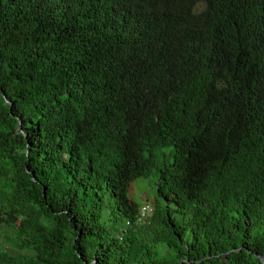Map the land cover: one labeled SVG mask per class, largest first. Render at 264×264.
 <instances>
[{
    "label": "trees",
    "instance_id": "16d2710c",
    "mask_svg": "<svg viewBox=\"0 0 264 264\" xmlns=\"http://www.w3.org/2000/svg\"><path fill=\"white\" fill-rule=\"evenodd\" d=\"M261 256L264 0H0V264Z\"/></svg>",
    "mask_w": 264,
    "mask_h": 264
},
{
    "label": "rangeland",
    "instance_id": "374dc122",
    "mask_svg": "<svg viewBox=\"0 0 264 264\" xmlns=\"http://www.w3.org/2000/svg\"><path fill=\"white\" fill-rule=\"evenodd\" d=\"M170 147L163 150L160 160H170ZM159 161V160H158ZM157 179V171L154 170L148 177H143L134 180L129 187V196L135 202L142 204L145 201L151 203L156 195L155 192V181Z\"/></svg>",
    "mask_w": 264,
    "mask_h": 264
},
{
    "label": "built area",
    "instance_id": "2783aa9c",
    "mask_svg": "<svg viewBox=\"0 0 264 264\" xmlns=\"http://www.w3.org/2000/svg\"><path fill=\"white\" fill-rule=\"evenodd\" d=\"M150 211H151V208H150L149 205H143V206L141 207V213H142V214H144V213H146V212H150Z\"/></svg>",
    "mask_w": 264,
    "mask_h": 264
},
{
    "label": "water",
    "instance_id": "95a60500",
    "mask_svg": "<svg viewBox=\"0 0 264 264\" xmlns=\"http://www.w3.org/2000/svg\"><path fill=\"white\" fill-rule=\"evenodd\" d=\"M3 96H5V95L3 94ZM6 101L11 105V101L9 99H6ZM261 259L264 262V256H261Z\"/></svg>",
    "mask_w": 264,
    "mask_h": 264
}]
</instances>
